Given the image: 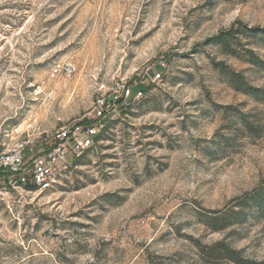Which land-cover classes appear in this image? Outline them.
Returning <instances> with one entry per match:
<instances>
[{
	"label": "rangeland",
	"instance_id": "374dc122",
	"mask_svg": "<svg viewBox=\"0 0 264 264\" xmlns=\"http://www.w3.org/2000/svg\"><path fill=\"white\" fill-rule=\"evenodd\" d=\"M236 22L264 26V0H0V150L91 117L118 80L144 89L51 188L0 197V264H236L207 257L218 241L264 259V218L203 221L264 180V104L214 63L264 72L208 42Z\"/></svg>",
	"mask_w": 264,
	"mask_h": 264
},
{
	"label": "built area",
	"instance_id": "2783aa9c",
	"mask_svg": "<svg viewBox=\"0 0 264 264\" xmlns=\"http://www.w3.org/2000/svg\"><path fill=\"white\" fill-rule=\"evenodd\" d=\"M66 71L74 70L72 64ZM60 71L55 67L51 76ZM161 78L158 72L152 81ZM144 89L124 79L116 81L109 96L96 98L92 116L67 123L56 130L45 132L39 138V146L30 139L17 140L0 150V197L12 192L29 189L47 190L69 168L70 159H81L100 142L106 119L115 113L121 104L140 100Z\"/></svg>",
	"mask_w": 264,
	"mask_h": 264
},
{
	"label": "trees",
	"instance_id": "16d2710c",
	"mask_svg": "<svg viewBox=\"0 0 264 264\" xmlns=\"http://www.w3.org/2000/svg\"><path fill=\"white\" fill-rule=\"evenodd\" d=\"M241 36L252 38L264 47V26L249 27L242 22H236L230 28L220 31L208 42L219 46L224 53L242 59L264 72V59L254 48L239 44ZM239 47H241L240 50ZM214 65L218 67L232 88L264 104V86L251 84L242 72L236 71L224 62H215ZM243 121L250 131H255L251 122L246 121L245 118ZM102 136L103 132L99 136L100 140ZM247 211H252L258 218H264V180L250 192L235 198L231 206L204 214L203 221L214 231L224 230L235 222L242 221ZM205 253L213 261L228 260L236 264H264V259L245 257L241 250L233 248L225 241L214 243L206 249Z\"/></svg>",
	"mask_w": 264,
	"mask_h": 264
}]
</instances>
